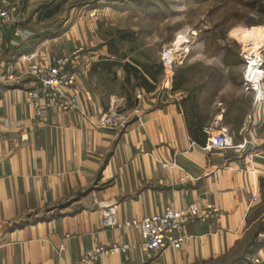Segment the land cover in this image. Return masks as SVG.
I'll list each match as a JSON object with an SVG mask.
<instances>
[{"label": "crops", "instance_id": "0c3cea01", "mask_svg": "<svg viewBox=\"0 0 264 264\" xmlns=\"http://www.w3.org/2000/svg\"><path fill=\"white\" fill-rule=\"evenodd\" d=\"M26 1L19 17L33 0ZM32 12L4 30L0 46V264H80L88 249L139 241L135 230L103 228V207L115 205L122 222L192 203L214 204L220 213L186 224L180 249L157 255L130 249L86 264H227L264 218L263 108L253 112L250 123L247 113L235 126L232 95L247 94L238 88L241 81L214 75L193 84L184 81L161 102L142 90L141 100L135 94L127 103L110 82L112 73L91 71L99 57L107 56L106 46L91 32L89 55L94 56L79 54L78 111L50 109L42 123L24 102L30 80L1 79L8 65L17 76L51 53L69 54L61 45L63 37L71 42L68 31L16 52L34 37ZM82 37L74 50H82ZM25 54H34L33 60L27 63L21 58ZM115 102L131 109L126 129L96 128L93 119ZM215 123L232 129L226 151L205 147ZM254 195L257 202L251 201ZM255 256L264 264V247Z\"/></svg>", "mask_w": 264, "mask_h": 264}, {"label": "rangeland", "instance_id": "374dc122", "mask_svg": "<svg viewBox=\"0 0 264 264\" xmlns=\"http://www.w3.org/2000/svg\"><path fill=\"white\" fill-rule=\"evenodd\" d=\"M43 3L47 5L46 8L39 9ZM32 9H38L32 24L33 43L41 40L50 42L52 37H63L64 32L68 31L71 42L64 40V37L60 41L62 46L65 45L64 52L74 51L73 43L80 44V35H83L79 54L89 55L92 49L90 35L93 32L100 43L112 42L126 60L151 68L157 83L150 94L157 101L161 97L164 99L171 91L164 88L160 61L164 48L176 46L179 50L176 55L181 53L173 67L174 87V82L193 84L209 75L222 76L231 82L242 81L243 64L239 53L246 44L243 38L248 37V42L252 43L264 41V0H33L20 17L19 9L17 18L24 21ZM46 13H50L51 17L45 18ZM119 34L129 37L124 41L118 40ZM79 46L76 45V48ZM107 49L108 46L103 52L106 55ZM108 76L116 91L127 98V103L132 102L130 98L135 96L134 90L138 87L132 89L124 86L118 80L120 69ZM262 88L264 90V76ZM231 90H235L234 87ZM232 96L237 103V113L233 116L236 126L241 123V118L249 114L250 109L246 111L245 108L251 106V95ZM261 108L264 110V101L256 108L255 114H259ZM122 111L128 112L132 118L133 114L126 103Z\"/></svg>", "mask_w": 264, "mask_h": 264}, {"label": "built area", "instance_id": "2783aa9c", "mask_svg": "<svg viewBox=\"0 0 264 264\" xmlns=\"http://www.w3.org/2000/svg\"><path fill=\"white\" fill-rule=\"evenodd\" d=\"M23 0H0V46L3 43L4 30L15 22L18 10ZM262 38V36H261ZM185 48H183V51ZM177 47L164 48L161 54V66L164 74V88L172 90L173 67L179 59ZM79 50L61 55L51 53L46 62L28 64L19 75L15 76L13 66L8 65L1 75L4 81L28 78L31 86L25 89L24 102L29 105L34 117L42 123L47 122L46 111L56 109L61 112L78 111L77 86L81 75V60ZM182 52V51H181ZM263 53L264 41L256 43L247 42L239 53L243 64L241 90L244 94L251 95V109L248 114V123L251 122L253 112L264 101L263 81ZM21 58L27 63L32 61L34 54H25ZM136 99L143 98V91L136 89ZM161 99V98H160ZM158 101H161V100ZM121 102H115L103 113L98 114L92 124L99 129H110L121 132L126 129L131 115L123 112ZM262 111L260 109L259 113ZM255 113V112H254ZM205 147L212 150L226 151L231 147L232 132L228 127L215 123L213 130L207 132ZM252 202H257L256 195L251 197ZM220 210L214 204L207 203L198 206L196 203L180 209L167 206L159 214L146 216L141 219H131L120 222L117 218V207L110 205L102 208L101 225L103 228L131 229L139 235L137 243H117L99 245L86 250L80 259V264L102 260L111 256L125 253L130 249H138L146 255H157L167 249L178 250L181 248L186 235L184 227L192 221L206 222L218 217ZM250 264H261L258 257L253 256Z\"/></svg>", "mask_w": 264, "mask_h": 264}, {"label": "trees", "instance_id": "16d2710c", "mask_svg": "<svg viewBox=\"0 0 264 264\" xmlns=\"http://www.w3.org/2000/svg\"><path fill=\"white\" fill-rule=\"evenodd\" d=\"M46 4H40L39 9L46 8ZM38 9H35L32 13H35ZM50 13L44 15L45 18H49ZM127 34H119L118 40H127ZM34 37L29 40L20 43L16 48V52L20 55L28 49L30 44L33 43ZM35 41V40H34ZM107 49V56L99 57L98 61L93 63L91 71H99L103 73H115V69L122 70L123 80L122 83L125 86H129L132 89L138 87L145 93H151L155 89L157 79L152 74L151 68L146 65L132 63L124 55L119 54L113 43H103ZM182 86V83L174 82L172 91ZM133 105L132 103L130 106ZM260 187L262 190V199L264 206V180H260ZM264 247V218L259 220L255 226L249 231L248 238L242 245V247L235 253V256L227 264H245L250 263V259L255 256L259 248Z\"/></svg>", "mask_w": 264, "mask_h": 264}, {"label": "bare ground", "instance_id": "6f19581e", "mask_svg": "<svg viewBox=\"0 0 264 264\" xmlns=\"http://www.w3.org/2000/svg\"><path fill=\"white\" fill-rule=\"evenodd\" d=\"M248 40H249V39H248V37H246V36L243 38V42H246V43H247Z\"/></svg>", "mask_w": 264, "mask_h": 264}]
</instances>
